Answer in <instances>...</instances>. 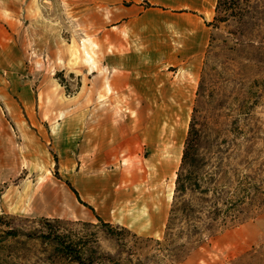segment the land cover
I'll use <instances>...</instances> for the list:
<instances>
[{"label":"rangeland","instance_id":"374dc122","mask_svg":"<svg viewBox=\"0 0 264 264\" xmlns=\"http://www.w3.org/2000/svg\"><path fill=\"white\" fill-rule=\"evenodd\" d=\"M239 1L223 23L215 21L218 0L193 3L207 9L200 13L172 11L203 22L209 36L199 56L182 61L183 36L168 34L170 43L159 44L162 61L141 67L162 97L113 98L98 92L110 71L100 64L97 38L106 40L132 0H0V218L10 222L0 229L22 234L0 238V264H79L36 239L45 220L88 239L93 264H264V0ZM96 16L104 21L98 29L91 25ZM194 120L203 143L223 151L227 179L248 177L255 202L236 223L177 251L166 227ZM114 127L138 129L139 155L95 161L97 138L109 137L111 150ZM173 146L178 158L162 173ZM120 170L125 180L116 184ZM135 174L139 183L132 184ZM131 190L139 203L153 200L152 208L134 209V193L116 198ZM120 203L124 209L116 211Z\"/></svg>","mask_w":264,"mask_h":264},{"label":"crops","instance_id":"0c3cea01","mask_svg":"<svg viewBox=\"0 0 264 264\" xmlns=\"http://www.w3.org/2000/svg\"><path fill=\"white\" fill-rule=\"evenodd\" d=\"M109 1V0H106ZM113 1V0H111ZM134 3L129 7H124L123 11L118 15L117 22L120 24L106 30V40L97 38L98 46L102 50L103 58L101 65L108 67L110 73L106 79L98 80L102 89H98L100 95L105 92L106 96L113 98H130V97H162V93L158 90L157 82L148 78L141 71V67L148 65L158 64L157 60L162 61L163 56L159 53L160 41L170 43V40H163L168 34H180L182 39L180 42L183 44L182 61L186 58H195L201 52L203 41L205 37L209 36L203 22L199 17L190 12L174 13V10H194L199 13L207 10L203 8L198 9L193 3L206 2L212 0H144L148 1L152 7L145 9L141 5L143 0H132ZM180 3V4H179ZM151 16L158 17L157 20L150 22ZM202 23V24H201ZM104 24L102 18L96 16L91 19L92 27L100 28ZM163 35V38L159 36ZM199 39L201 41H199ZM54 43L60 46V39L54 38ZM195 44V46H194ZM57 47V45H54ZM169 50L171 49L168 46ZM54 51V48L52 49ZM168 51L164 53L165 57ZM178 59V58H177ZM175 62V64H180ZM185 64L184 62H182ZM162 63V62H161ZM137 71V73H134ZM141 71V72H140ZM156 82V83H154ZM100 87V86H99ZM158 90V91H157ZM159 94H158V93ZM105 96V95H104ZM127 130L123 132V130ZM131 128H116L114 127V142L113 148H105L108 146L109 137L101 135L97 138L95 161L108 162L111 159L115 161H124L126 158L132 160L133 157L139 154V145L142 142L143 135H139V131L135 128L132 133ZM108 130V129H107ZM109 132H106L108 136ZM158 156H154L152 160H156ZM125 180L123 171H118L115 176L116 184H122ZM132 184L139 183L137 174L132 177ZM129 193L133 194L134 191H117L115 192L116 198L122 200L124 196ZM136 203L134 209H142V206L153 205V200L147 202L146 196L143 201L139 203V194H133ZM117 203V202H115ZM155 203V202H154ZM152 208V206H151ZM124 209V203L116 204L115 210L120 211ZM138 214V213H137ZM150 217H158L157 213H151ZM124 225V223H120ZM151 233V232H150Z\"/></svg>","mask_w":264,"mask_h":264},{"label":"trees","instance_id":"16d2710c","mask_svg":"<svg viewBox=\"0 0 264 264\" xmlns=\"http://www.w3.org/2000/svg\"><path fill=\"white\" fill-rule=\"evenodd\" d=\"M239 3V0H218V16L215 21L227 22ZM222 153L214 145L207 146L203 143L201 131L196 128L194 120L177 172L173 203L166 227V236L173 237L170 245L176 246L179 243L173 250L180 251L187 245L200 241L203 235L236 223L244 215V206L254 205L253 185L248 182V177L234 182L227 179L228 172L223 169L224 160L218 155ZM75 194L77 195L76 192ZM5 219L0 218V223L9 227L10 222ZM98 220L109 234H115L116 231L110 224L104 223L99 217ZM45 227L47 229L35 235L36 239L53 246L56 253L69 261L93 264V255L87 254L90 242L88 239L62 234L49 220H45ZM21 235L18 229L12 227L7 231L0 229L1 239H16ZM24 236L32 238L30 234Z\"/></svg>","mask_w":264,"mask_h":264},{"label":"bare ground","instance_id":"6f19581e","mask_svg":"<svg viewBox=\"0 0 264 264\" xmlns=\"http://www.w3.org/2000/svg\"><path fill=\"white\" fill-rule=\"evenodd\" d=\"M177 150H178V147L173 146L170 149V152L172 154H174V156H172L173 158H170L166 162L160 164V169H161L162 173H166L173 168L175 160L178 158L177 153L179 154V151L177 152ZM156 160L158 161L159 159L157 158Z\"/></svg>","mask_w":264,"mask_h":264}]
</instances>
